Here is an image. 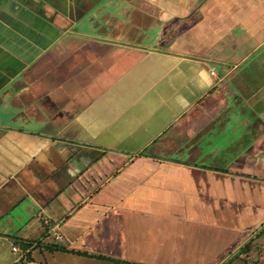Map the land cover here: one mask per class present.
<instances>
[{
	"label": "crops",
	"instance_id": "1",
	"mask_svg": "<svg viewBox=\"0 0 264 264\" xmlns=\"http://www.w3.org/2000/svg\"><path fill=\"white\" fill-rule=\"evenodd\" d=\"M263 72L264 0H0V264H170L236 232L248 164L202 160L241 96L263 125Z\"/></svg>",
	"mask_w": 264,
	"mask_h": 264
},
{
	"label": "rangeland",
	"instance_id": "2",
	"mask_svg": "<svg viewBox=\"0 0 264 264\" xmlns=\"http://www.w3.org/2000/svg\"><path fill=\"white\" fill-rule=\"evenodd\" d=\"M241 97L238 99V104L244 103L246 124L242 127L238 126L236 132L230 130L220 133L215 141V144L221 147L229 146L231 152H221L218 157L203 158L202 161L205 165L216 168H226L227 160H236L237 165L246 161L247 167L240 169L254 180H252L253 185L251 189L249 187L237 189L238 199H241L238 210H244L242 218L246 220L236 223V232L230 229L231 223L227 221L214 223L205 231L204 238L196 236L197 233L201 236L202 232H196L195 229L188 230V238L183 242H187L189 252L181 255V260L180 256L178 258L174 254L170 264H225L228 261H231L229 264H264V152L260 153L253 147L264 136V123L260 126L259 109L255 110L250 104H245L243 96ZM247 147L251 150L249 154L244 153ZM244 156L247 158H243ZM198 161L199 164L202 163L201 160ZM244 242L250 244L249 250L242 251L239 256L234 257L242 248L236 254L233 252Z\"/></svg>",
	"mask_w": 264,
	"mask_h": 264
},
{
	"label": "trees",
	"instance_id": "3",
	"mask_svg": "<svg viewBox=\"0 0 264 264\" xmlns=\"http://www.w3.org/2000/svg\"><path fill=\"white\" fill-rule=\"evenodd\" d=\"M20 246L22 247V249H23L24 251H27V250L30 248V245H29V244H21ZM55 248H59V247H56V246H51V247H49V249H51V250H53V249H55ZM249 248H250V244L248 243V244H246V245L240 250L239 254H237V255L234 256V257L239 256V255L242 253V251H247V250H249ZM230 262H231V261H228V262L225 263V264H229ZM124 264H129V263H124Z\"/></svg>",
	"mask_w": 264,
	"mask_h": 264
},
{
	"label": "water",
	"instance_id": "4",
	"mask_svg": "<svg viewBox=\"0 0 264 264\" xmlns=\"http://www.w3.org/2000/svg\"><path fill=\"white\" fill-rule=\"evenodd\" d=\"M244 244L246 245L247 243H244ZM244 244H243L242 246H240V247H239L235 252H233V253L236 254L241 248H243V247L245 246ZM226 261H227V260H226ZM224 263H225V262H224Z\"/></svg>",
	"mask_w": 264,
	"mask_h": 264
},
{
	"label": "built area",
	"instance_id": "5",
	"mask_svg": "<svg viewBox=\"0 0 264 264\" xmlns=\"http://www.w3.org/2000/svg\"><path fill=\"white\" fill-rule=\"evenodd\" d=\"M13 250L15 251V252H20L21 250L19 249V248H17V247H13ZM28 264H32V263H28Z\"/></svg>",
	"mask_w": 264,
	"mask_h": 264
}]
</instances>
